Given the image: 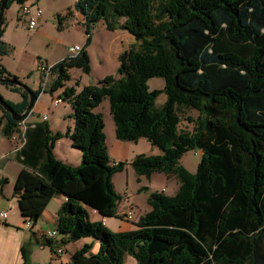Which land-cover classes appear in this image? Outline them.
<instances>
[{
  "label": "trees",
  "instance_id": "trees-1",
  "mask_svg": "<svg viewBox=\"0 0 264 264\" xmlns=\"http://www.w3.org/2000/svg\"><path fill=\"white\" fill-rule=\"evenodd\" d=\"M26 1L9 0L6 9ZM76 6L87 42L78 55L55 63L52 91L65 86L71 68L91 71L86 47L97 23L126 30L135 42L118 55L117 75L80 91L65 86L72 130L53 133L46 120L27 123L26 143L16 152L24 167L13 191L22 215L34 226L56 195L67 197L57 211V236L33 232L30 242L52 250L83 237L100 242L96 253L93 243L76 250L71 264H124L126 254L137 264H264V0H78ZM3 30L0 55L9 51ZM8 76L16 77L0 64V77ZM151 77L164 78V88L151 90ZM4 84L22 94L18 103L4 99L23 113L28 92ZM161 93L166 100L157 106ZM105 99L118 139L146 138L161 150L138 154L131 161L136 174L163 172L179 181L173 195L152 192L149 211L127 231H113L88 213L123 217L113 177L126 163L111 161L105 122L95 111ZM0 109V131L10 138L21 121ZM186 109L198 115L183 117ZM62 137L81 150L79 165L55 155ZM192 149L203 151L195 173L180 164ZM27 245L23 264H34Z\"/></svg>",
  "mask_w": 264,
  "mask_h": 264
},
{
  "label": "rangeland",
  "instance_id": "rangeland-1",
  "mask_svg": "<svg viewBox=\"0 0 264 264\" xmlns=\"http://www.w3.org/2000/svg\"><path fill=\"white\" fill-rule=\"evenodd\" d=\"M78 0H29V4L35 7H40L43 11V16L38 19L36 30H30L28 20L26 22L19 21L17 13L20 4L14 2L12 6L5 11V19L3 25L2 39L6 41L4 45L9 48L8 53L0 55V64L5 66L9 73L16 76L21 82L27 84L33 90L42 89L40 97L37 100L29 113L27 118L32 115L36 121H42L44 116L50 117L51 120L58 126H61L65 132L68 131L70 122H74L72 118V105L68 100H63L59 104H55L53 99L59 95L63 98L64 86L51 90L57 74L52 75L43 85L44 76L38 70L40 63L55 64L65 57L72 55L69 51V46L80 45L85 47L88 34L86 26L84 25V15L77 8ZM69 11L71 13H69ZM61 16V27L57 16ZM92 37L90 43L87 45V51L90 57L91 71L84 72L81 68H71L69 71L70 78L64 81L67 86H72L80 91L86 85L97 84V82L107 75H117L119 60V52L130 48L134 37L126 30H109L105 27L103 22L97 23L92 29ZM129 37H128V36ZM3 41V42H4ZM148 86L151 90L163 89L165 80L162 77H151L148 80ZM0 93L6 99H13L14 103H18L16 98L21 99L19 92H11L10 86L0 82ZM18 98V99H19ZM166 100L165 93H161L156 99V105L161 106ZM38 101V102H37ZM37 103V104H36ZM3 113L0 109V113ZM105 122V133L108 150L110 153L111 161H123L126 166L123 171L116 173L113 177V182L116 190L122 195L118 203V207L122 212L132 210L133 217L131 220L126 219L124 216H113L108 219L112 222L109 223L114 228H133L134 221L142 214L144 215L149 211L150 206L147 202L149 195L155 191H164L168 195H173L179 188V181L175 176H167L163 172H155L151 177H139L131 161L138 154H159L161 150L158 146L152 144L146 138H139L137 141H124L116 136L115 124L110 112L109 100L106 99L97 108ZM186 115L197 116L198 112L192 109H186ZM186 121H182L185 126ZM191 128V125H188ZM64 132V133H65ZM63 141L71 143L69 138L64 137ZM58 144L56 154L62 158L66 150L64 142ZM62 143V144H61ZM55 147V146H54ZM76 151L81 153V150L70 146L69 151ZM203 151L201 149L188 150L180 159V164L185 166L190 172L195 173L202 159ZM58 158V157H57ZM59 159V158H58ZM14 157L6 158L4 163H8L5 167L6 176L11 183L16 181L18 166L13 161ZM6 181V180H5ZM5 183V182H4ZM15 184V183H14ZM56 195L50 204V209L57 204ZM5 206V205H4ZM117 207V208H118ZM125 208V209H123ZM89 210H93L88 208ZM11 214V208H3ZM14 210V208H13ZM95 211V210H94ZM93 213V212H92ZM96 215L99 214L96 211ZM92 214H89L91 218ZM92 220H94L92 218ZM94 221H97L96 219ZM112 230V229H111ZM32 232L29 233L28 239L24 244L30 246V259L32 255V248L37 247L38 254L34 256L32 263L37 264L39 261L47 260L51 254V264H55L58 259L57 247H62L66 251L71 250L70 245L80 244L81 238L74 242L67 244H60L55 246V251L50 246H42L36 242H30ZM86 238V237H85ZM60 239V237H58ZM88 239L96 240L94 237L89 236ZM60 241V240H58ZM67 253V252H66ZM23 258V257H22ZM45 261V264H50ZM39 264V263H38Z\"/></svg>",
  "mask_w": 264,
  "mask_h": 264
},
{
  "label": "crops",
  "instance_id": "crops-1",
  "mask_svg": "<svg viewBox=\"0 0 264 264\" xmlns=\"http://www.w3.org/2000/svg\"><path fill=\"white\" fill-rule=\"evenodd\" d=\"M117 30H120V29H116V31ZM3 36H4V34H3ZM1 40L4 41L2 39V37H1ZM128 41H130V42L132 41L131 45L135 42V40H133V39H130ZM5 42L6 41H4L3 43L6 44ZM121 52H122V50L119 52V54ZM65 86H67V85H65ZM11 92L14 93L17 91H14L13 89H11ZM21 96H22V94H21ZM14 98H16L17 102H20V101H22L23 96L21 97V99L19 97H18L19 98L18 99L16 96H14ZM10 101L14 102L13 99H10ZM98 107L95 108L96 112H97ZM72 113H73V111H72ZM2 115H3V113L1 112L0 117ZM43 120H44V118H43ZM46 121L48 122L50 129L53 133H55V132L64 133L65 132L63 130V128H61V126L56 125L51 120L50 117H47ZM73 121H74V119H73ZM26 122L27 123H35L37 121L34 119V117L32 115H30L27 118ZM73 127H74V122L71 121L68 129L72 130ZM63 138L64 137L60 138L59 140H57L55 142V147H54L55 155L60 160H62L63 162H65L67 164L79 165L81 163L82 154L77 153L76 151H73V150L69 151V147L73 146L72 141H71V143H69L67 141H63L64 140ZM66 138H68V137H66ZM60 140H61V142L62 141L64 142L65 148H66V150L64 151V154L62 155V158L59 157V154H56V148H57L58 144H60ZM13 148H14V143L12 142V140L10 138L4 136L2 134V132L0 131V206H2L3 208H7V207L11 208V214H9L8 218L5 221L0 220V264H23L22 246L24 245V243L28 239L27 237L29 236V233L34 232L37 235V238H39V237L43 236V234L54 229L56 227L57 211H58L59 207L61 206V204L64 201H66V199H67V197L65 195H62V194L58 195V197H56V200H57L56 204L57 205L50 209V204H51L52 200L54 199L53 198L50 201V203L48 204V206L46 207V209L44 210L42 216L39 218L37 224L28 228L26 226V222L28 220L26 219V217H24L22 215V213L19 209L18 199L13 193L15 181H13L11 183V188H10L9 187L10 181L8 180L9 178L6 176V173H5V167L8 164V163H6V164L4 163V160L6 158L10 159L11 157H14L13 161L16 162V164L18 166V169L16 172L17 175L20 172V170L24 167V165L19 160V158H20L19 154L12 152ZM4 180H6V182L2 183V181H4ZM13 208H14V210H13ZM123 209H125V208H123ZM117 210H118L119 214H123V212H124V211L122 212V210H120V207H118ZM88 213L92 214L91 219L93 218L94 220L96 219V220L103 221L113 231H127V230H131V229L135 228V224L133 223L134 224L133 228H122L121 227V228H117V229L114 228L113 229L111 224H109V223H112L108 219L109 217H104L101 214H99L98 212L97 213L99 214V216H97L96 211H94V210H88ZM141 216H142V214L139 217H141ZM139 217H138V219H139ZM137 220H135V221H137ZM30 238H32L31 235H30ZM83 238L84 239H82V241H80L81 242L80 244L70 245L71 246L70 251L65 250V252H64V249H63V253L61 255H58L59 257L56 260L55 264H71L70 263L71 255L76 250L80 249L86 243H93L92 252L93 253L98 252L99 247H100L99 241L88 239V237H86V238L83 237ZM57 249H58V247H57ZM37 250L38 249L35 246L32 248L31 261H33L34 256L36 254H38ZM48 254H49V256H48V258H46L47 260L39 261L38 263L39 264H45V261L50 263L52 258H51V254L50 253H48ZM124 264H137V261L132 255L126 254L124 257Z\"/></svg>",
  "mask_w": 264,
  "mask_h": 264
},
{
  "label": "built area",
  "instance_id": "built-area-1",
  "mask_svg": "<svg viewBox=\"0 0 264 264\" xmlns=\"http://www.w3.org/2000/svg\"><path fill=\"white\" fill-rule=\"evenodd\" d=\"M1 2V0H0ZM43 16V11L40 7H35L33 4H29V0L20 4L19 11L17 13V18L19 21L26 22L28 20V26L30 30H36L38 19ZM83 46L80 45H73L69 46V51L72 53V55L69 56H76L78 55L82 50ZM54 66L55 64H48V63H40L38 65V70L41 72V74L44 76L43 79V85L46 86V82L49 80V78L54 75ZM61 95L53 99V102L55 104H59L63 101ZM44 119L47 117L44 116ZM28 124L25 120L21 121L19 123V126L17 130L11 135L10 139L14 143L13 153H16L19 151L24 144L26 143V130H27ZM123 216L126 219H131L133 217V211L128 210L123 212ZM8 218V213L4 210H0V220L5 221ZM32 222L28 220L26 222V226L29 228L31 227ZM58 234V231L56 228L52 229L51 231L47 232V236L50 238L56 237ZM63 253L62 247H58L57 254L61 255Z\"/></svg>",
  "mask_w": 264,
  "mask_h": 264
},
{
  "label": "water",
  "instance_id": "water-1",
  "mask_svg": "<svg viewBox=\"0 0 264 264\" xmlns=\"http://www.w3.org/2000/svg\"><path fill=\"white\" fill-rule=\"evenodd\" d=\"M8 1L9 0H2V2H1V6H0V30H1L3 23H4L5 11H6ZM0 82L9 83V84H12V85H15L18 87H22L23 89H25L28 92L29 102H28V105L26 107V110L23 113L16 112L15 109L6 102V100L4 99V97L0 93V104L5 110L10 112L12 118L16 121L25 120L26 117L31 112V110H32V108H33V106L37 100L38 96H37L35 90L30 88L27 84L21 82L17 77H11V76L0 77Z\"/></svg>",
  "mask_w": 264,
  "mask_h": 264
},
{
  "label": "clouds",
  "instance_id": "clouds-1",
  "mask_svg": "<svg viewBox=\"0 0 264 264\" xmlns=\"http://www.w3.org/2000/svg\"><path fill=\"white\" fill-rule=\"evenodd\" d=\"M44 120H46V119H44ZM21 121H23V120H21ZM26 121V120H25ZM32 226V225H31ZM30 228V227H29Z\"/></svg>",
  "mask_w": 264,
  "mask_h": 264
}]
</instances>
